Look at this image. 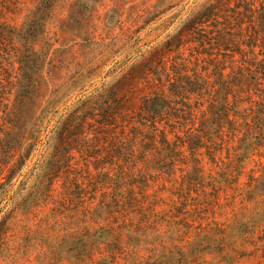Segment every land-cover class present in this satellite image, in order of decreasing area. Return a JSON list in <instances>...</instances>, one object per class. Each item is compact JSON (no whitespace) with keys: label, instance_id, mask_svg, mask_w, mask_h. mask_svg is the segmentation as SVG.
Listing matches in <instances>:
<instances>
[{"label":"trees","instance_id":"trees-1","mask_svg":"<svg viewBox=\"0 0 264 264\" xmlns=\"http://www.w3.org/2000/svg\"><path fill=\"white\" fill-rule=\"evenodd\" d=\"M60 3L0 0V247L48 207L59 260L233 258L264 228V0H155L109 37L96 0L53 31Z\"/></svg>","mask_w":264,"mask_h":264},{"label":"rangeland","instance_id":"rangeland-1","mask_svg":"<svg viewBox=\"0 0 264 264\" xmlns=\"http://www.w3.org/2000/svg\"><path fill=\"white\" fill-rule=\"evenodd\" d=\"M19 9L14 14H9L7 20L13 24L20 25L30 8L36 0H18ZM66 0H60V7L57 8L56 16L51 20L50 27L57 31L56 25L61 16L65 14L64 3ZM155 0H96L94 4V34L95 36L109 37L111 35H120L126 28L136 31L137 24L135 19L141 11L149 9ZM113 9V10H112ZM105 15L112 22L111 27L104 22ZM166 13L162 20L168 19ZM160 20L150 24L143 30L138 31L141 37V43L151 41L156 34L162 33V28L158 24ZM104 25V26H103ZM109 27V28H108ZM153 28V29H152ZM61 34L60 32H57ZM250 169L256 170L253 162L244 166V173L239 177L240 185L244 184ZM46 209L37 208L30 215L25 216L19 224L12 225L6 232L3 244L0 247V264H95L97 260H59L54 255H48L53 250V237L57 234L56 227H48V219L45 218ZM258 212L253 211L249 215L252 219H258ZM249 244L244 247H238L237 253L228 260H210L211 256L205 254L202 264H264V228L254 230L251 234ZM66 244L63 245L65 249ZM150 262L152 260H149ZM161 262H175L176 260H160ZM143 263L139 260H106L103 264H137ZM154 264V263H143Z\"/></svg>","mask_w":264,"mask_h":264}]
</instances>
